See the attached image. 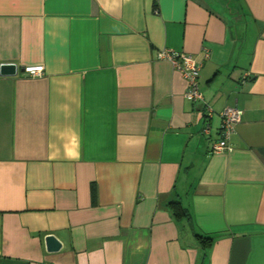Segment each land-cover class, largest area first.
Returning <instances> with one entry per match:
<instances>
[{
    "label": "crops",
    "instance_id": "crops-1",
    "mask_svg": "<svg viewBox=\"0 0 264 264\" xmlns=\"http://www.w3.org/2000/svg\"><path fill=\"white\" fill-rule=\"evenodd\" d=\"M3 64L0 264H264V0H0Z\"/></svg>",
    "mask_w": 264,
    "mask_h": 264
},
{
    "label": "built area",
    "instance_id": "built-area-1",
    "mask_svg": "<svg viewBox=\"0 0 264 264\" xmlns=\"http://www.w3.org/2000/svg\"><path fill=\"white\" fill-rule=\"evenodd\" d=\"M158 60L168 61L172 67L180 73L182 78L186 82V89L183 97L188 102H195L200 100V93L197 89V75L199 70V65L193 60L189 55L184 54H174L168 50H163L156 55ZM23 72L30 77H38L42 73V67H26ZM208 112L210 110L207 109ZM239 119V112L236 109L227 108L220 115V128L219 135L220 139L217 143L213 144L212 151L219 152L225 149L224 139L232 132L234 124L237 123ZM207 128H205L204 132Z\"/></svg>",
    "mask_w": 264,
    "mask_h": 264
},
{
    "label": "water",
    "instance_id": "water-1",
    "mask_svg": "<svg viewBox=\"0 0 264 264\" xmlns=\"http://www.w3.org/2000/svg\"><path fill=\"white\" fill-rule=\"evenodd\" d=\"M17 72V67L14 64L0 65V76L8 77L14 76ZM19 72H23V69H19ZM44 249L47 253H54L60 249V242L51 234L43 237Z\"/></svg>",
    "mask_w": 264,
    "mask_h": 264
},
{
    "label": "trees",
    "instance_id": "trees-1",
    "mask_svg": "<svg viewBox=\"0 0 264 264\" xmlns=\"http://www.w3.org/2000/svg\"><path fill=\"white\" fill-rule=\"evenodd\" d=\"M169 207L172 213L174 214V216L176 217L187 215L186 210L177 201H171L169 203ZM196 237L201 246L208 245L211 242L210 238L208 237H203V236H196Z\"/></svg>",
    "mask_w": 264,
    "mask_h": 264
}]
</instances>
